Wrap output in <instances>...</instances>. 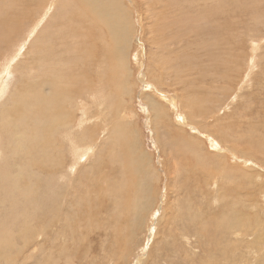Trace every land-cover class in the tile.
Returning a JSON list of instances; mask_svg holds the SVG:
<instances>
[{
	"label": "rangeland",
	"instance_id": "374dc122",
	"mask_svg": "<svg viewBox=\"0 0 264 264\" xmlns=\"http://www.w3.org/2000/svg\"><path fill=\"white\" fill-rule=\"evenodd\" d=\"M97 3L126 35L114 66ZM12 12L0 264H264V0H0Z\"/></svg>",
	"mask_w": 264,
	"mask_h": 264
},
{
	"label": "bare ground",
	"instance_id": "6f19581e",
	"mask_svg": "<svg viewBox=\"0 0 264 264\" xmlns=\"http://www.w3.org/2000/svg\"><path fill=\"white\" fill-rule=\"evenodd\" d=\"M82 3V2H81ZM98 4V3H97ZM95 4V5H91V6H89V9L88 10H86V12L84 13V15H85V23L86 24H88L89 25V30H95L96 31V29H99V30H101V32L100 33H103V34H105L104 32H106L107 34H108V36H109V41L110 40H113L114 41V44H112V50H107V56H106V59H109V62L110 63H112V65L113 64H115V60H117V49H119L120 48V39H119V36H121L122 38H126L125 36V32H124V29H123V26H122V21H121V19H116V15L117 14H119V12H115V11H113V9H111V7L109 6V5H107V4H105V3H100V4ZM112 6V5H111ZM114 7V6H113ZM117 11H119V10H117ZM122 14V13H121ZM120 14V15H121ZM19 18H22V17H19L18 15H14V13L12 12V13H9L8 15H6L5 16V18H3L4 20L3 21H0V46L3 44V39L4 40H8V38L11 36V35H13L14 33H16V31H17V29H18V26H17V22H15V20L16 19H19ZM71 18V17H70ZM73 18V17H72ZM74 19V18H73ZM79 19V18H78ZM81 21V20H80ZM121 21V22H120ZM9 22H12L11 24H9L8 26H7V24L9 23ZM39 22V21H38ZM84 23V22H83ZM85 24V25H86ZM128 24V23H127ZM48 35L47 36H50V33H47ZM118 34H119V36H118ZM15 35V34H14ZM118 36V37H117ZM101 37L104 39V41H108L107 39V37H103L102 35H101ZM2 38V39H1ZM122 38H121V40H122ZM99 41H102V39L101 38H99ZM126 43H127V41H126ZM22 44V43H21ZM115 50V52H116V54H115V52H113ZM16 51V50H15ZM46 51V49L45 48H43L42 50H41V47H40V49H38V56H37V58L38 59H44V60H47V61H49L48 59H47V56H46V54L44 53ZM91 55H93V52L91 53ZM17 56V55H16ZM93 57H94V55H93ZM49 58V57H48ZM107 62V61H106ZM3 63V62H2ZM67 64H68V62H67ZM107 64H109V63H107ZM3 65V64H2ZM42 65H43V63H41L40 64V66H39V68H41L42 67ZM72 65V64H71ZM114 66V65H113ZM111 68H115V67H111ZM110 69V68H109ZM115 70V72H116V68L114 69ZM113 70V71H114ZM108 71V70H107ZM112 72V71H111ZM118 72V71H117ZM53 73H57V72H53ZM52 73V74H53ZM60 73H62V72H60ZM110 75H111V73H109ZM113 74V73H112ZM117 74V73H116ZM116 74L113 76L112 75V77L114 78V81H115V83L113 82V80H111L110 82H113L114 84H117V78H119V77H116ZM106 75V74H105ZM69 76V75H68ZM42 77H44V76H42ZM59 78V77H58ZM67 78V77H66ZM70 78H71V76H70ZM109 78V77H108ZM107 78V79H108ZM50 79H51V76L50 77H48V78H41L40 80L41 81H37V82H39L36 86H34V87H39L40 85H44V87H46L48 90H44L43 88L41 89V92H42V94L44 93V91L47 93L48 91H50V93L51 92H54L53 91V89H50V87L53 85L52 84V82L50 83ZM73 80V79H72ZM63 82V81H62ZM30 83V82H29ZM29 83H25V85H29ZM57 83H59V82H57ZM70 83V82H69ZM1 84V83H0ZM30 84H32V83H30ZM47 84L50 86V87H48L47 86ZM60 84V83H59ZM110 84V83H109ZM71 85V84H70ZM69 85V86H70ZM76 85V84H75ZM57 86V85H56ZM24 88V87H23ZM38 89V88H37ZM40 89V88H39ZM28 90V89H27ZM33 90V89H32ZM31 90V91H32ZM60 90V89H59ZM66 90V89H65ZM38 91V90H37ZM25 92V91H24ZM39 92V91H38ZM101 92V91H100ZM99 92V93H100ZM26 93V92H25ZM30 94H31V92H29ZM28 93V94H29ZM63 93V92H62ZM27 94V93H26ZM27 94V98H29V95ZM34 94V93H33ZM61 94V93H60ZM20 95L21 94H16V93H13L12 95H11V97L9 98L10 100H11V104L9 105V107H2V110H0L1 112H6L7 111V109H12L14 106H15V102L17 101V99L20 97ZM38 95V94H37ZM37 95H35V97H37ZM73 95V94H72ZM101 95V94H100ZM103 95V94H102ZM39 96H40V94H39ZM25 97V98H26ZM43 97H45V96H42V98ZM23 98V97H22ZM27 98H26V100H27ZM39 98H41V97H39ZM24 99V98H23ZM31 98H29L28 100H30ZM60 99V98H59ZM103 99V98H102ZM118 99V98H117ZM25 100V99H24ZM24 100L23 101H21V102H23V103H25L24 102ZM44 100V99H43ZM49 100H50V98H49ZM104 100V99H103ZM47 102V101H46ZM49 102V101H48ZM59 102V101H58ZM112 100L110 101V103H108L109 105H110V107H111V105H112ZM28 102L26 101V104H27ZM34 103V102H33ZM53 103H55V102H53ZM62 103V102H61ZM115 103H116V101L114 102V105H115ZM7 104V103H6ZM29 104V103H28ZM30 104L32 105V103L30 102ZM46 104V103H45ZM48 104V103H47ZM117 104V103H116ZM31 105H29V106H31ZM50 105V104H49ZM61 105V104H60ZM59 105V106H60ZM75 105V104H74ZM109 105H108V107H109ZM114 105H112L113 106V108H112V110H114V107H116V105L114 106ZM155 106V105H154ZM38 107V106H37ZM47 107H48V105H47ZM71 107V106H70ZM109 107V108H110ZM43 108H45V107H43ZM51 108V107H50ZM110 108V109H111ZM154 109H155V107H153ZM159 108V107H158ZM33 109V108H32ZM40 109V108H39ZM109 109V110H110ZM34 110V109H33ZM43 110V109H42ZM45 110V109H44ZM58 110V109H57ZM117 110V109H116ZM115 110V111H116ZM158 110V109H157ZM39 110L37 109V112H38ZM48 111V110H47ZM46 111V112H47ZM50 112H51V110H49ZM11 112V111H10ZM45 112V114H47ZM49 112V113H50ZM75 112V111H74ZM7 113V112H6ZM43 113V112H42ZM65 113V112H64ZM119 113V112H118ZM33 114H34V112H33ZM53 114V113H52ZM63 114V113H62ZM97 114H99V113H97ZM0 115H1V120H3V119H5V117H3L2 116V113H0ZM8 115H9V113H8ZM12 116H13V114H11ZM24 115V114H23ZM29 115V114H28ZM32 115V114H31ZM48 115V114H47ZM51 117H52V115H51V113L49 114ZM55 115H57L58 116V114H56L55 113ZM67 115H68V113H67ZM53 116H54V114H53ZM57 116H55V118H56V120L55 121H58L57 120ZM60 116V115H59ZM65 116V115H64ZM33 117V116H32ZM47 117H49V116H47ZM51 117H49L50 119H51ZM67 118H68V116H66ZM66 117H64V118H66ZM3 118V119H2ZM22 118H20V120H21ZM31 119V118H30ZM60 119H62V118H59V121H60ZM114 119V118H113ZM119 119V118H118ZM24 120V119H23ZM28 120V119H27ZM34 120L35 121H38L41 125H43L44 124V121L45 120H41V114H37V115H35V118H34ZM52 120V119H51ZM54 120V119H53ZM52 120V121H53ZM25 121V120H24ZM69 121V120H68ZM30 122H33V120H31ZM70 122V121H69ZM50 123V122H49ZM53 123V122H52ZM56 123V122H55ZM64 123V122H63ZM117 123V122H116ZM13 124V123H12ZM22 124V123H21ZM38 124V123H37ZM51 124V123H50ZM58 124V123H57ZM68 124V123H67ZM70 124V123H69ZM26 125V124H25ZM53 125V127H55L54 126V123L52 124ZM51 125V126H52ZM115 125V124H114ZM121 125V124H120ZM11 126V125H10ZM39 126V125H38ZM46 125H44L43 127H45ZM67 126V125H66ZM119 126V125H118ZM18 127V126H17ZM32 127H34V125L32 126ZM42 127V128H43ZM53 127H50L51 129L53 128ZM57 127V126H56ZM60 127H62V126H60ZM64 127H65V125H64ZM68 127V126H67ZM71 127V126H70ZM116 127V126H115ZM114 126H113V129L115 128ZM20 128V127H19ZM29 128H30V126H29ZM47 128H49V127H47ZM58 128V127H57ZM123 128V126L121 127L120 126V129H122ZM21 130H22V128H20ZM53 129H56V128H53ZM64 129V128H63ZM17 130V129H16ZM118 130V129H117ZM42 131V130H41ZM43 131H44V129H43ZM48 132H49V130H47ZM68 131H70V130H68ZM115 131H116V129H115ZM114 131V132H115ZM122 131V130H121ZM21 132V131H20ZM27 132V131H26ZM54 132V131H53ZM71 132H72V130H71ZM112 132H113V130H112ZM117 132V131H116ZM28 133H30V132H28ZM44 133V132H43ZM42 133V134H43ZM45 133H46V131H45ZM84 133V132H83ZM118 133V132H117ZM116 133V134H117ZM201 133V132H200ZM33 134V133H32ZM40 134V133H39ZM53 134V133H52ZM115 134V133H114ZM38 135V134H37ZM41 135V134H40ZM46 135V134H45ZM34 136V135H33ZM39 136V135H38ZM47 136V135H46ZM53 136V135H52ZM116 136V135H115ZM119 135H117V137H118ZM40 137V136H39ZM70 137H72V135L70 136ZM29 138V137H28ZM31 138V137H30ZM44 138V137H43ZM47 138V137H46ZM74 139V138H73ZM31 140V139H30ZM42 140H44V139H42ZM47 140H48V138H47ZM46 140V141H47ZM33 141V140H32ZM37 141L40 143V141H39V139H37ZM73 141V140H72ZM33 142H35V141H33ZM32 142V143H33ZM69 142V141H68ZM23 143V142H22ZM30 143V142H29ZM32 143H31V145H32ZM43 143V142H42ZM89 143V142H88ZM25 144V143H24ZM38 144V143H37ZM44 144H45V142H44ZM84 144H86V142H84V143H82L81 145H84ZM35 145V144H34ZM33 145V146H34ZM74 145V144H73ZM28 146H29V144H28ZM71 146V145H70ZM30 147V146H29ZM50 147V146H49ZM84 147V146H83ZM135 147V146H134ZM134 147L132 148L133 150H135L134 149ZM31 148H33V147H31ZM34 148H36V147H34ZM76 148V147H75ZM129 149H131V147L129 146ZM73 152V151H72ZM132 153H134V152H132ZM46 154V153H45ZM130 154H131V152H130ZM90 155V154H89ZM124 155H126V154H124ZM73 156H76V154H74ZM122 156V155H121ZM123 157H125V156H123ZM129 157H132V156H129ZM74 158V157H73ZM82 158H83V156H82ZM84 158H86L85 156H84ZM45 159V158H44ZM48 158H46V160H47ZM78 159V158H77ZM38 160V159H37ZM135 160V159H134ZM50 161V160H49ZM77 161V160H76ZM128 161V160H127ZM136 161V160H135ZM137 161H138V159H137ZM136 161V162H137ZM42 162V161H41ZM38 163V162H37ZM128 163L129 164H131L129 161H128ZM127 163V164H128ZM138 163V162H137ZM131 168H132V166H131ZM135 169L134 170H136V167H134ZM20 169V168H19ZM137 173H138V171H137ZM58 177V176H57ZM137 177V176H136ZM139 180V179H138ZM141 180H143V179H141ZM140 181V180H139ZM137 185V184H136ZM136 188V187H135ZM142 189V188H141ZM133 190V189H132ZM135 190V189H134ZM138 190V189H137ZM27 193V192H26ZM142 195V194H141ZM128 196V195H127ZM28 197V196H27ZM143 197V196H142ZM1 198V197H0ZM29 198V197H28ZM28 198H27V201H28ZM130 198H132V197H130ZM143 199H144V197H143ZM147 199V198H146ZM120 200V199H119ZM138 200V199H137ZM142 200V199H141ZM118 201V200H117ZM135 201V200H134ZM146 201V200H145ZM121 202V201H120ZM137 202V201H136ZM124 203V202H123ZM135 203V202H134ZM142 203V202H141ZM125 204V203H124ZM138 205H139V203H138ZM138 205H136V207L138 206ZM142 205V204H141ZM31 206V205H30ZM118 206V205H117ZM119 206H121V204L119 205ZM147 206V205H146ZM123 207V206H122ZM121 207V208H122ZM143 207H145L144 205H143ZM121 208H119V209H121ZM125 208V207H124ZM39 209V208H38ZM144 209V208H143ZM123 210V209H122ZM139 210H141V209H139ZM40 211V210H39ZM126 211V210H125ZM35 212H38V211H35ZM34 212V213H35ZM119 212V211H118ZM120 214V213H119ZM123 215H125V213H123ZM40 216V215H39Z\"/></svg>",
	"mask_w": 264,
	"mask_h": 264
}]
</instances>
